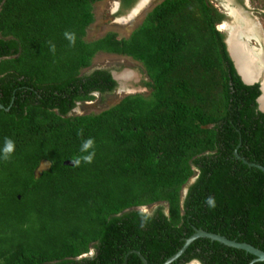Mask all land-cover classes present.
Segmentation results:
<instances>
[{
	"label": "trees",
	"instance_id": "1",
	"mask_svg": "<svg viewBox=\"0 0 264 264\" xmlns=\"http://www.w3.org/2000/svg\"><path fill=\"white\" fill-rule=\"evenodd\" d=\"M98 1L0 0V147L15 142L0 159V264H163L199 229L264 251V173L243 162L264 167L259 85L237 75L210 9L167 2L127 38L87 42ZM100 52L141 63L149 94L71 115L116 87L107 70L80 75ZM89 137L94 161L77 167ZM253 258L202 238L178 264Z\"/></svg>",
	"mask_w": 264,
	"mask_h": 264
},
{
	"label": "rangeland",
	"instance_id": "2",
	"mask_svg": "<svg viewBox=\"0 0 264 264\" xmlns=\"http://www.w3.org/2000/svg\"><path fill=\"white\" fill-rule=\"evenodd\" d=\"M111 2L112 0H103L93 6L92 12L94 21L86 29L84 37L85 41H94L103 37L107 33H114L118 38H127L130 33L138 27L137 25L120 23L117 18L113 19V16L111 15L112 11L110 9ZM218 29L223 30L221 26H219L217 30ZM260 31L264 42V26L260 27ZM248 44L252 47L257 46L254 41H249ZM251 49L253 52L257 51L255 48ZM94 69H108L118 82L117 88L113 92L106 93L102 96L96 94L93 100L79 104L75 109V115L98 114L115 105L127 95L139 93L146 96L149 94V89L145 87L148 78L142 64L129 57L101 52L97 53L93 57L91 65L88 68L82 69L81 74L89 73ZM47 167L48 165L46 163H41L36 170L35 175L37 176L40 171ZM153 207L154 206H145L142 207L141 210L150 213ZM189 264L198 263L192 261Z\"/></svg>",
	"mask_w": 264,
	"mask_h": 264
},
{
	"label": "flooded vegetation",
	"instance_id": "3",
	"mask_svg": "<svg viewBox=\"0 0 264 264\" xmlns=\"http://www.w3.org/2000/svg\"><path fill=\"white\" fill-rule=\"evenodd\" d=\"M175 1L176 0H112L110 4V9L112 11L111 15L113 16V19L117 18L120 23L140 26L146 21L149 13L158 11L167 2L171 4ZM204 2L210 9V17L214 23V26L216 28H218L219 26H221V28H223L224 26L226 27V29L223 30L218 29L222 34H224V43L227 36H229L228 34L230 33L231 28H244V30H253L252 32H250V30H247V33L249 34H246V37H250L249 39H246L244 37L242 39H244L243 43L246 44L248 52H252L253 55L257 57L256 62L261 71H256V75H259V80L263 81L264 42L262 39L260 27L264 26V0H204ZM96 3L92 5V9ZM234 30L235 29H233V31ZM242 39H240L239 41H241ZM249 41H254L257 46H250L248 44ZM251 48H255L257 51L253 52ZM248 52L246 51V55H248L250 58ZM256 53L258 56L256 55ZM96 70H107L110 73L111 77L115 80L114 76L108 69H94L89 73H82L80 75H89ZM115 82L116 87L114 88V90L118 85V82L116 80ZM96 94L102 96L97 92L90 93V95L93 97H95ZM89 101L76 102L74 107L70 110V114L75 115V109L77 108V106L81 103Z\"/></svg>",
	"mask_w": 264,
	"mask_h": 264
},
{
	"label": "water",
	"instance_id": "4",
	"mask_svg": "<svg viewBox=\"0 0 264 264\" xmlns=\"http://www.w3.org/2000/svg\"><path fill=\"white\" fill-rule=\"evenodd\" d=\"M0 35H1V25H0ZM242 38L243 37H240V39H242ZM228 40H229V36H227V38L225 40L228 56L230 57L231 61L233 62V66H234V68L236 70V73L240 77V79L243 82V84L249 85V86L250 85H254V84H259L260 95L256 99L257 109L260 112L264 113V109L261 108V105H260V101H261V99L264 96L263 81L259 80V75L257 76V78L255 80L244 81V79L242 78L241 74L239 73V70H238V68L236 66V63H235V61H234V59H233V57H232V55L230 53ZM241 41L244 42V39H242ZM241 41H239V42H241ZM235 155L237 156L236 153H235ZM243 162L245 164H247L248 166H250V167H255V168L261 170L264 173V167H262V166H260L258 164L248 163L245 160H243ZM202 238H206V239H209L211 241H216V242H218V243H220L222 245H225L227 247L240 249V250L245 251L248 254H251L252 256H254V258L250 261L249 264H253L255 262L264 261V251H262V250H260L258 248H255V247H253V246H251L249 244H246V243L237 242L235 240H230V239H228V238H226L224 236H221V235L213 233V232H206L204 230H200L199 229V230H196L194 232V234H192L190 237H188L185 240V242H184L183 246L181 247V249L176 254H174L173 256L168 258L163 264H170L171 262L175 261L181 254H183V252L188 247L187 250L185 251V253L181 256V258L177 262H175L174 264H178L179 262H181L184 259V257L186 256V254L188 253V251L190 250V248L193 246V244L196 243L197 241H199ZM135 253L140 257L142 264H148L147 261L140 255L139 252H135ZM195 262H197V261H195ZM123 264H125V262Z\"/></svg>",
	"mask_w": 264,
	"mask_h": 264
},
{
	"label": "bare ground",
	"instance_id": "5",
	"mask_svg": "<svg viewBox=\"0 0 264 264\" xmlns=\"http://www.w3.org/2000/svg\"><path fill=\"white\" fill-rule=\"evenodd\" d=\"M222 29H226V27L224 26ZM233 29L235 30L233 31ZM247 30H244V28H232L229 33L228 43H229L230 53L236 63V66L242 78L244 79V81H251L257 78L258 75H256L257 74L256 71L257 72L261 71V69H259L258 64L256 62L257 57H255L252 52H248L247 50L248 48L245 43L239 42L240 37H245L246 39L248 38L246 37V34H249L247 33ZM252 31L253 30L251 29L250 32ZM246 51L250 55V58L248 55H246L247 54ZM263 86H264V79H263ZM260 105L261 108L264 109V96L260 101Z\"/></svg>",
	"mask_w": 264,
	"mask_h": 264
},
{
	"label": "clouds",
	"instance_id": "6",
	"mask_svg": "<svg viewBox=\"0 0 264 264\" xmlns=\"http://www.w3.org/2000/svg\"><path fill=\"white\" fill-rule=\"evenodd\" d=\"M65 38L69 41V43L74 46L76 42V36L75 33L66 31L64 33ZM50 50L55 53L56 48L55 44L50 45ZM78 136H83V129H80L77 133ZM95 140L94 138H87L82 140L80 152L82 155L74 157L72 159V162L75 166L79 167L81 163L85 164H91L94 161L95 158ZM15 152V142L8 137L4 138L3 146L0 147V159H3L5 161L10 160L12 154ZM205 203L208 205L210 209H213L216 207V200L214 197L209 196L206 198ZM143 226V221H142Z\"/></svg>",
	"mask_w": 264,
	"mask_h": 264
}]
</instances>
